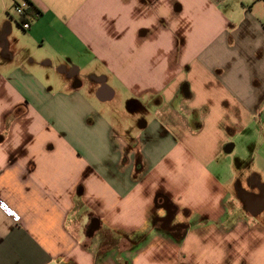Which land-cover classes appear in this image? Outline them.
Wrapping results in <instances>:
<instances>
[{
    "label": "crops",
    "instance_id": "crops-1",
    "mask_svg": "<svg viewBox=\"0 0 264 264\" xmlns=\"http://www.w3.org/2000/svg\"><path fill=\"white\" fill-rule=\"evenodd\" d=\"M29 1L24 30L0 0V264H264V1Z\"/></svg>",
    "mask_w": 264,
    "mask_h": 264
},
{
    "label": "built area",
    "instance_id": "built-area-1",
    "mask_svg": "<svg viewBox=\"0 0 264 264\" xmlns=\"http://www.w3.org/2000/svg\"><path fill=\"white\" fill-rule=\"evenodd\" d=\"M14 3V10L20 18V25L24 30H28L33 20L39 17L38 11L31 10L34 6L29 0H12ZM0 206L13 217L15 221L20 220V216L11 210L4 202L0 200Z\"/></svg>",
    "mask_w": 264,
    "mask_h": 264
},
{
    "label": "rangeland",
    "instance_id": "rangeland-1",
    "mask_svg": "<svg viewBox=\"0 0 264 264\" xmlns=\"http://www.w3.org/2000/svg\"><path fill=\"white\" fill-rule=\"evenodd\" d=\"M116 100H117V98H116ZM121 99H119L118 98V101H120ZM120 107V106H119ZM104 108V107H103ZM123 107H120V108H118V109H114V111H116L115 112V115L117 116V117H124V116H126V117H128L129 116V121L132 123V124H134V125H136V122H135V118H136V116H134L135 115V112L134 111H129L128 110V112H126V111H122L121 109H122ZM125 109V108H124ZM133 113H134V115H133ZM132 115H133V117H132ZM242 194V193H241ZM243 210V209H242ZM90 230H92L91 232H90V236H92L91 235V233L92 232H94L95 230H94V226H92V228L90 229Z\"/></svg>",
    "mask_w": 264,
    "mask_h": 264
},
{
    "label": "water",
    "instance_id": "water-1",
    "mask_svg": "<svg viewBox=\"0 0 264 264\" xmlns=\"http://www.w3.org/2000/svg\"><path fill=\"white\" fill-rule=\"evenodd\" d=\"M244 205L250 212H255L260 207L258 206V202L252 199V196H249V198H244Z\"/></svg>",
    "mask_w": 264,
    "mask_h": 264
},
{
    "label": "trees",
    "instance_id": "trees-1",
    "mask_svg": "<svg viewBox=\"0 0 264 264\" xmlns=\"http://www.w3.org/2000/svg\"><path fill=\"white\" fill-rule=\"evenodd\" d=\"M263 1H264V0H263ZM31 10H34V11H35L36 9H35V7H33ZM36 11H38V10H36ZM38 13H40V12L38 11Z\"/></svg>",
    "mask_w": 264,
    "mask_h": 264
}]
</instances>
